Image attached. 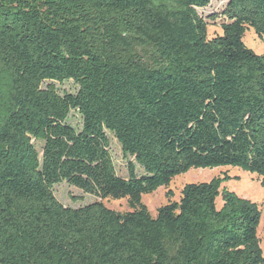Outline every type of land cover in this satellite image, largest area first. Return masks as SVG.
Masks as SVG:
<instances>
[{"label": "trees", "instance_id": "obj_1", "mask_svg": "<svg viewBox=\"0 0 264 264\" xmlns=\"http://www.w3.org/2000/svg\"><path fill=\"white\" fill-rule=\"evenodd\" d=\"M211 1L0 0V264H264V211L230 176L169 190L155 216L141 200L193 168L264 186V53L244 42H264V0H220L210 38ZM62 182L99 200L65 206Z\"/></svg>", "mask_w": 264, "mask_h": 264}, {"label": "rangeland", "instance_id": "obj_2", "mask_svg": "<svg viewBox=\"0 0 264 264\" xmlns=\"http://www.w3.org/2000/svg\"><path fill=\"white\" fill-rule=\"evenodd\" d=\"M227 1L212 0L208 7L198 9V12L208 22L209 37H215L223 33L222 24L225 19L222 17V11L226 7ZM218 15L219 17L213 20L212 16ZM244 42L246 45L253 49L258 54L264 53V42L259 38L253 28L247 29ZM61 92H75L77 86L73 82H66L58 84ZM69 122L75 127L81 125V118L77 112H73ZM111 150L114 156V161L118 173L122 176H127V159L123 156L120 144L117 140L110 135ZM230 176L231 180L225 182L222 187H227L231 191H235L240 197L257 202L264 211V186L261 184V177L256 174L244 171L233 166H220L216 168H193L187 173L178 175L174 178L168 188L160 187L156 191L143 194L141 197L142 202L148 207L153 216L156 215L158 207L168 203L167 192L169 190L174 193V200H179L181 190L187 183L192 182H209L217 176ZM55 194L57 198L65 205L71 207H78L99 200V198L86 194L83 191L62 182L55 186ZM104 203L115 210L127 211L131 208L126 199L122 200H105ZM218 203L222 204V197L218 198ZM258 236L260 238V245L264 253V214H262L260 225L258 228Z\"/></svg>", "mask_w": 264, "mask_h": 264}]
</instances>
